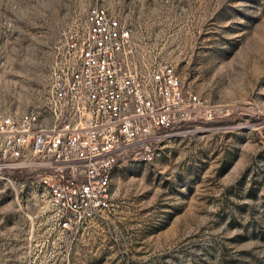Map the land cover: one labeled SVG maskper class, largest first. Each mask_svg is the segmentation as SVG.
<instances>
[{"label":"rangeland","instance_id":"rangeland-1","mask_svg":"<svg viewBox=\"0 0 264 264\" xmlns=\"http://www.w3.org/2000/svg\"><path fill=\"white\" fill-rule=\"evenodd\" d=\"M94 6L215 118L122 160L111 211L73 231L38 172H0V264H264V0H0V112L46 109Z\"/></svg>","mask_w":264,"mask_h":264},{"label":"built area","instance_id":"built-area-1","mask_svg":"<svg viewBox=\"0 0 264 264\" xmlns=\"http://www.w3.org/2000/svg\"><path fill=\"white\" fill-rule=\"evenodd\" d=\"M64 43L46 109L0 112V172H38L73 231L111 211L115 170L161 137L215 118L171 64L138 63L132 28L100 6Z\"/></svg>","mask_w":264,"mask_h":264}]
</instances>
